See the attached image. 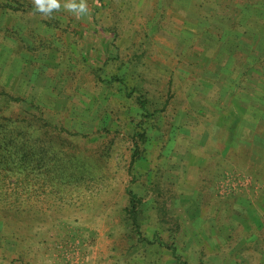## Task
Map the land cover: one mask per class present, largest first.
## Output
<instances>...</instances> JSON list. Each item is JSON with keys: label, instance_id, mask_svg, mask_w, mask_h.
<instances>
[{"label": "rangeland", "instance_id": "rangeland-1", "mask_svg": "<svg viewBox=\"0 0 264 264\" xmlns=\"http://www.w3.org/2000/svg\"><path fill=\"white\" fill-rule=\"evenodd\" d=\"M86 3L0 0V264H264V0Z\"/></svg>", "mask_w": 264, "mask_h": 264}, {"label": "trees", "instance_id": "trees-1", "mask_svg": "<svg viewBox=\"0 0 264 264\" xmlns=\"http://www.w3.org/2000/svg\"><path fill=\"white\" fill-rule=\"evenodd\" d=\"M110 80H116V81H119L121 83H123V80L121 78H118V77H111ZM132 92H137V101L140 105V108H141V112L143 113V115L145 114H148L149 113V110L147 109V106H146V98L143 96V94L137 90L136 88H131L128 90L127 93H132ZM140 125V131H137L135 133V136H137L138 139H143L144 137V130L142 129L141 127V123H139ZM138 154V144L135 143L134 144V154L132 153V157H131V163L133 162V159L136 158ZM28 164V161L26 162V165ZM128 193L130 195V207L127 209V211L130 213V215L132 216V222L133 224L136 226V228H139V224L137 223V217H136V214H135V208H136V200H137V195L135 192H133L131 189H128ZM150 240V239H149ZM154 241H158V242H161L159 239H157L156 237H153L150 242H154Z\"/></svg>", "mask_w": 264, "mask_h": 264}, {"label": "clouds", "instance_id": "clouds-1", "mask_svg": "<svg viewBox=\"0 0 264 264\" xmlns=\"http://www.w3.org/2000/svg\"><path fill=\"white\" fill-rule=\"evenodd\" d=\"M35 10L44 14H50L54 9L61 7V0H33ZM64 8L71 10L78 17L87 15L86 0H63Z\"/></svg>", "mask_w": 264, "mask_h": 264}]
</instances>
